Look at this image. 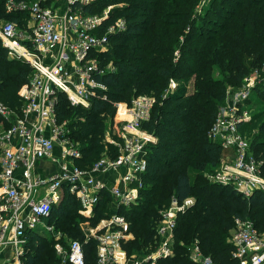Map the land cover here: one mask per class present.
Instances as JSON below:
<instances>
[{
  "label": "trees",
  "instance_id": "16d2710c",
  "mask_svg": "<svg viewBox=\"0 0 264 264\" xmlns=\"http://www.w3.org/2000/svg\"><path fill=\"white\" fill-rule=\"evenodd\" d=\"M203 1L95 0L84 6L85 11L98 13L99 4L113 5L101 30L119 17L126 20V29L110 34V46L101 54L103 64L112 62L114 66L103 75L108 97L101 95L86 107L71 104L61 92L57 103L59 119L68 121L69 135L82 152L78 164L88 167L103 156L106 144L112 157L118 155L117 147L104 141L108 123L117 124L114 102L131 104L144 93L155 96L142 128L158 140L149 146L140 199L120 209L134 234L123 243L127 253L157 246L160 209L173 197L179 201L188 196L196 198L178 217L175 255L161 259L159 264H196L187 250L196 238L217 264H236L234 245L227 239L235 218H252L256 227L264 230V220L259 217L264 216L263 190L246 197L232 185L215 183L205 174L219 165L224 153L220 143L208 136V130L220 106L227 102L228 89L241 87L253 70L264 79V0H211L212 6L231 2L239 10L225 24L215 23L220 29L206 27L216 21L205 19L199 12ZM5 2L0 0V19H17L18 14L6 13ZM32 74L27 61L9 57L0 38V99L19 111V89ZM171 79L178 82L176 89L170 88ZM258 99L264 102V81L255 84L245 104L253 106ZM255 127L249 140L264 174V119ZM80 208L76 195L66 189L63 199L53 206L49 222L63 231V238L81 240L87 264H94L97 240L85 241L81 221L86 218L79 214ZM113 211L112 197L105 190L89 217L90 225L95 226ZM54 241L47 232L31 231L27 264H59L61 256Z\"/></svg>",
  "mask_w": 264,
  "mask_h": 264
},
{
  "label": "built area",
  "instance_id": "2783aa9c",
  "mask_svg": "<svg viewBox=\"0 0 264 264\" xmlns=\"http://www.w3.org/2000/svg\"><path fill=\"white\" fill-rule=\"evenodd\" d=\"M49 1L6 0V13L18 16L0 21V38L9 57L21 58L33 68L30 80L19 89V111L0 99V264H27L31 231L53 235L55 250L62 257L59 264H87L83 242L69 239L64 247L63 231L49 222L53 206L63 199L66 189L76 195L80 211L88 216L103 191H109L112 197L114 211L109 216L95 226L89 219L82 225L85 241L97 240L94 264H159L161 259L175 255L178 217L196 198L188 196L179 201L173 197L160 210L157 246L129 256L123 243L134 234L120 209L140 199L149 146L158 140L142 128L155 96L144 93L131 104L114 102L117 139H106L117 147L118 155L104 153L88 167L78 164L82 152L69 135L68 121L60 120L57 111L61 92L71 104L86 107L101 95L108 97L103 75L114 66L112 62L103 64L101 54L110 46V34L126 29V20L119 17L101 30L112 5L101 13H91L84 6L95 0ZM248 80L245 78L238 89H228L227 104L220 106L208 130V136L224 151L219 169L208 178L230 184L246 197L256 190L264 191L261 161L241 130V125L252 118L245 102L255 83ZM170 84L174 87L175 80ZM57 146L61 149L59 167L43 174L38 163L55 159ZM230 241L236 264H264V236L250 218H235ZM189 254L196 264H217L197 238L189 246Z\"/></svg>",
  "mask_w": 264,
  "mask_h": 264
},
{
  "label": "rangeland",
  "instance_id": "374dc122",
  "mask_svg": "<svg viewBox=\"0 0 264 264\" xmlns=\"http://www.w3.org/2000/svg\"><path fill=\"white\" fill-rule=\"evenodd\" d=\"M52 1L53 0H50L49 2H52ZM236 1H240V0H236ZM211 2H212L211 0H205V1H203L201 3L202 6H201V8L199 10V12L202 13V15L204 16L205 19H212V21H216V22L211 23V25L210 24H208V26L206 25V27H208V28L209 27H215L216 29H220L219 25H217L215 23H220L221 25L222 24H225L227 21H229V19H231L230 16H232L234 13H238V11H239V10L236 9V6H234V4H232L231 2H226L223 7H220L221 3H219V2L218 3H213V6H212ZM108 6H109L108 4H106V5H100L99 4L98 5V13L99 12L101 13L104 10H106ZM206 7H209L210 9H214V10L212 12H207ZM99 8H101V9H99ZM96 10H97V8H96ZM217 12L219 14H217ZM5 20H8V18H2V19H0V21H2V22L5 21ZM247 78H249V80L247 82H249V81L252 80V81H254L255 84L258 83V82L260 83V81L261 82L264 81V79L262 77V74L260 72H258L257 70H253L247 76ZM190 81L192 82V80H190ZM191 82H189V83H191ZM170 85L171 84L169 83V86ZM177 85H178V82L175 81V86L174 87H170V88L176 89L175 87H177ZM254 102H255V104H253V106L250 105V104L247 105L248 111H249V113L252 116L251 120L248 121V122H246V123H244L243 125H241L242 133L245 136H247L250 140H251V137L253 136L254 132L256 131V127L255 126H257L260 123V121H262L264 119V102L260 101L259 99L258 100H255ZM226 104H227V102L224 105H226ZM118 116L119 115H117V117ZM249 123H252V124L249 125V126H247ZM106 138L107 139L108 138H116L117 139V131H116L115 125L113 123L112 124H109L108 123L107 129L105 130V140L104 141L109 144V142L107 141ZM105 150L106 151L104 153H108V152L111 153V150L109 149V146H107V144L105 145ZM220 165H221V160H220V163H219L218 166H216L215 168L210 169V170H208V171L205 172L206 176L209 177V175H211L214 172H216L219 169ZM168 205L169 204H165V206H168ZM81 208L78 211L79 214L81 216H83V218L89 219L90 216H88L87 214H83L80 211ZM163 208L164 207H161V209H163ZM93 211H94V209H93ZM92 214H93V212H92ZM259 217H260V220H264V218H263L264 216L263 215H259ZM86 219H84V220L82 219V221H81V224L82 225H84L86 223ZM251 220L253 221L252 218H251ZM261 233L264 236V230H261ZM230 236H231V231H230V234H229V236H228L227 239L230 240ZM68 240L69 239L61 238V242H63V246L64 247H67ZM191 244L192 243H189L188 244V247L191 246ZM187 250H189V249L187 248ZM146 251H150V249L143 248L141 251H137L136 250V251H133L131 254H129V256L141 255V254L145 253Z\"/></svg>",
  "mask_w": 264,
  "mask_h": 264
},
{
  "label": "crops",
  "instance_id": "0c3cea01",
  "mask_svg": "<svg viewBox=\"0 0 264 264\" xmlns=\"http://www.w3.org/2000/svg\"><path fill=\"white\" fill-rule=\"evenodd\" d=\"M60 152L61 149L59 146L56 147L55 150V154H56V158L53 160H40L38 165H39V171H41L43 174L49 173L50 171H53L54 169L59 167V163H60ZM110 183L111 182V178L109 179Z\"/></svg>",
  "mask_w": 264,
  "mask_h": 264
}]
</instances>
